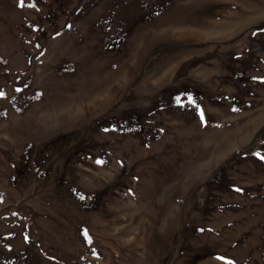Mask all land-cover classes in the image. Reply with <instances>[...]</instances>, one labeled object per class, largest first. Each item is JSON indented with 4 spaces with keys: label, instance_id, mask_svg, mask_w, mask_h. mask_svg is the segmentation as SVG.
I'll list each match as a JSON object with an SVG mask.
<instances>
[{
    "label": "rangeland",
    "instance_id": "1",
    "mask_svg": "<svg viewBox=\"0 0 264 264\" xmlns=\"http://www.w3.org/2000/svg\"><path fill=\"white\" fill-rule=\"evenodd\" d=\"M0 93V264H264V0H0Z\"/></svg>",
    "mask_w": 264,
    "mask_h": 264
},
{
    "label": "snow or ice",
    "instance_id": "2",
    "mask_svg": "<svg viewBox=\"0 0 264 264\" xmlns=\"http://www.w3.org/2000/svg\"><path fill=\"white\" fill-rule=\"evenodd\" d=\"M20 5L24 6V0H20ZM29 7H32L33 5H28ZM3 93H0V96H2ZM201 119H203V112H201ZM261 159H264V156L261 157Z\"/></svg>",
    "mask_w": 264,
    "mask_h": 264
}]
</instances>
